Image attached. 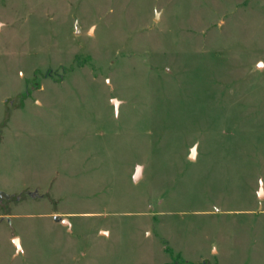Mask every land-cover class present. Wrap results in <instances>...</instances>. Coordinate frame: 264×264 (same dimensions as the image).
Listing matches in <instances>:
<instances>
[{
	"label": "rangeland",
	"instance_id": "1",
	"mask_svg": "<svg viewBox=\"0 0 264 264\" xmlns=\"http://www.w3.org/2000/svg\"><path fill=\"white\" fill-rule=\"evenodd\" d=\"M0 189V264H264V0H0Z\"/></svg>",
	"mask_w": 264,
	"mask_h": 264
},
{
	"label": "water",
	"instance_id": "2",
	"mask_svg": "<svg viewBox=\"0 0 264 264\" xmlns=\"http://www.w3.org/2000/svg\"><path fill=\"white\" fill-rule=\"evenodd\" d=\"M77 32H78V30H77ZM117 104V103H116ZM195 155H196V148H193L192 150H191V154H190V159H193V158H195ZM13 198V196L12 195H9V194H7V193H5V192H3L1 189H0V200H3V199H12ZM56 217L57 216H55V219H56ZM15 244L18 246V240L16 239L15 240ZM18 248H19V246H18Z\"/></svg>",
	"mask_w": 264,
	"mask_h": 264
},
{
	"label": "crops",
	"instance_id": "3",
	"mask_svg": "<svg viewBox=\"0 0 264 264\" xmlns=\"http://www.w3.org/2000/svg\"><path fill=\"white\" fill-rule=\"evenodd\" d=\"M2 141V140H1Z\"/></svg>",
	"mask_w": 264,
	"mask_h": 264
}]
</instances>
